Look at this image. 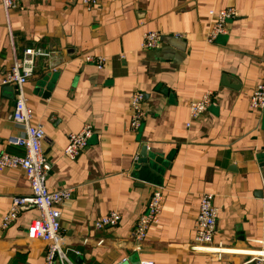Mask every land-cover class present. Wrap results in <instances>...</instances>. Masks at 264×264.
I'll return each mask as SVG.
<instances>
[{"label":"crops","instance_id":"obj_1","mask_svg":"<svg viewBox=\"0 0 264 264\" xmlns=\"http://www.w3.org/2000/svg\"><path fill=\"white\" fill-rule=\"evenodd\" d=\"M228 7L237 16L227 34L207 44L209 13ZM146 32L179 41L142 51ZM27 47L50 50L63 64L52 73L37 61L25 95L45 135L48 191H74L60 208L65 264H246L243 254L190 251L202 194L213 196L218 211L215 245L264 251V116L248 108L252 88L264 82V0H100L92 10L80 0H22L8 16L0 4V153H22L7 143L22 131L12 122L13 90L1 79ZM84 55L108 62L97 70ZM135 90L144 95L146 117L131 132ZM207 92L216 104L187 127L189 102ZM86 124L94 134L71 161L62 152L67 135ZM143 148L159 169L152 182L142 177ZM155 189L164 192L159 224L137 242L134 224ZM30 194L23 172H0V221L12 198ZM111 212L119 224L95 230ZM35 215L24 207L0 229V264H44L45 243L26 237Z\"/></svg>","mask_w":264,"mask_h":264},{"label":"built area","instance_id":"obj_2","mask_svg":"<svg viewBox=\"0 0 264 264\" xmlns=\"http://www.w3.org/2000/svg\"><path fill=\"white\" fill-rule=\"evenodd\" d=\"M22 0H0V4L5 14L8 16L15 10ZM85 10L95 8L100 0H80ZM212 22L208 25L205 33V42L212 44L219 36L227 34V24L233 20L237 13L234 8L228 7L218 12H210ZM161 45V34L158 32H146L140 50L156 49ZM55 53L40 47H27L19 57L14 56L12 65L3 75L1 85L11 87L14 93V104L12 109V122L20 128L21 135L10 137L7 141L9 145L22 149L20 155L3 151L0 153V172L4 170H20L23 172L28 182L31 194L28 197H14L11 205L0 221L2 231L9 228L16 222L19 213L24 207H33L36 215L30 221L26 229L28 240H40L45 243L44 264H65L68 262L61 247L60 218L61 206L70 201L73 189L65 188L55 192H49L46 181L51 171V166L43 153L42 144L44 132L42 127L34 122L33 111L29 107L25 95V85L33 77L37 61L43 60L49 72L56 73L63 64L54 63ZM123 59L124 55L121 54ZM84 64H91L97 70L104 69L108 59L102 56L84 55L80 57ZM144 95L140 91H133L129 101L131 132H136L143 124L146 114L143 109ZM215 95L212 92L205 93L199 99H193L188 104L189 123L199 121L207 112L209 107L214 106ZM248 108L251 112L264 116V82L254 85L251 90ZM94 131L90 124L82 127L78 133L67 135V144L62 150L63 155L76 161L85 148L88 141L93 136ZM163 189H155L133 227V237L135 241L142 242L147 238L150 228L159 224L163 208ZM198 211L194 221V237L190 245V251L194 254L208 255L222 258L228 254H243L249 257L246 264H264V251L233 250L223 247L221 244L215 245L214 238L217 233L218 211L213 205V196L202 194L198 199ZM264 219V209L261 211ZM121 220L117 212H111L108 216L97 220L93 227L95 230L116 227ZM125 260H122L121 264ZM120 264V263H119ZM140 264H153L151 262H141Z\"/></svg>","mask_w":264,"mask_h":264},{"label":"water","instance_id":"obj_3","mask_svg":"<svg viewBox=\"0 0 264 264\" xmlns=\"http://www.w3.org/2000/svg\"><path fill=\"white\" fill-rule=\"evenodd\" d=\"M179 38L174 37V36H162L161 35V42L164 43H169L172 44L173 46H175L174 43H172V41L174 42H178ZM142 158L146 159V163L144 164V167L141 168V172L143 174V178L147 181H155L153 176L150 175V173H154L155 172H159V169L157 168V162L154 158H151L149 156L145 155V148L142 149V153H141ZM259 166L261 169V173L264 174V153H262L259 156ZM261 195H264V190H262Z\"/></svg>","mask_w":264,"mask_h":264}]
</instances>
